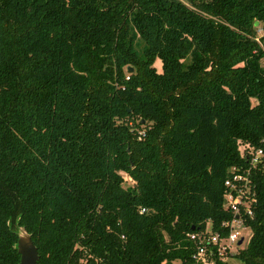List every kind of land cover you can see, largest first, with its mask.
<instances>
[{"label": "trees", "instance_id": "trees-1", "mask_svg": "<svg viewBox=\"0 0 264 264\" xmlns=\"http://www.w3.org/2000/svg\"><path fill=\"white\" fill-rule=\"evenodd\" d=\"M263 137L264 0H0V264L22 225L39 264H204L187 233L228 234ZM255 181L243 264H264Z\"/></svg>", "mask_w": 264, "mask_h": 264}, {"label": "built area", "instance_id": "built-area-1", "mask_svg": "<svg viewBox=\"0 0 264 264\" xmlns=\"http://www.w3.org/2000/svg\"><path fill=\"white\" fill-rule=\"evenodd\" d=\"M261 144L243 142L240 140L242 156L246 157L247 163L241 169L237 165L231 167V175L226 179L225 207L230 209L234 216L222 222L223 227H228V234H223L219 229L214 230L211 221H208L205 228L189 231L188 236L197 243L195 256L203 260L204 264H214V256L218 254L225 259V256H232L244 247L242 246L249 228L244 221V213H253V204L257 201L254 185L255 172L264 171V137ZM146 208L143 207L142 210ZM248 236V238H249ZM243 242L240 244L241 238ZM250 239V238H249Z\"/></svg>", "mask_w": 264, "mask_h": 264}, {"label": "water", "instance_id": "water-1", "mask_svg": "<svg viewBox=\"0 0 264 264\" xmlns=\"http://www.w3.org/2000/svg\"><path fill=\"white\" fill-rule=\"evenodd\" d=\"M258 20L256 23L258 24ZM129 70H133V66L128 67ZM243 237L239 240L241 244ZM17 248L21 254L19 264H39L40 253L37 244L32 238V234L26 229L25 226H20L19 237L17 241Z\"/></svg>", "mask_w": 264, "mask_h": 264}, {"label": "rangeland", "instance_id": "rangeland-1", "mask_svg": "<svg viewBox=\"0 0 264 264\" xmlns=\"http://www.w3.org/2000/svg\"><path fill=\"white\" fill-rule=\"evenodd\" d=\"M184 1L188 2V0H184ZM259 31L261 32L260 29H259ZM156 65H157L159 70L162 69V61H161L160 58L156 59ZM125 177H126L125 178V182H124L125 185H129V184H131L133 182V180L128 175H126ZM244 230L247 231V232H250V236H249V234L246 235V238H245L244 243H243L242 246H246L247 245V243L249 241V238L251 237V234H252L251 227L245 228ZM248 236H249V238H248ZM241 249L242 248H240L239 250H241ZM224 260H226L228 262V264H243V260L240 257H238L236 254L232 255V256H228V257L225 256Z\"/></svg>", "mask_w": 264, "mask_h": 264}]
</instances>
